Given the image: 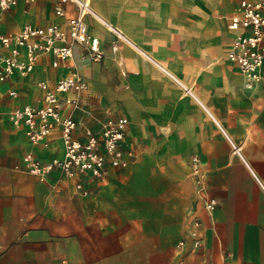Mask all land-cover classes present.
Wrapping results in <instances>:
<instances>
[{
    "label": "crops",
    "instance_id": "0c3cea01",
    "mask_svg": "<svg viewBox=\"0 0 264 264\" xmlns=\"http://www.w3.org/2000/svg\"><path fill=\"white\" fill-rule=\"evenodd\" d=\"M88 2L84 21L102 58L74 45L54 67L43 54L29 74L0 81V103L4 112L38 106L36 81L76 72L88 87L61 113L92 129L126 117L133 156L102 181L82 179L84 191L58 170L41 178L23 156L61 155L59 128L47 146L32 144L4 113L0 264H264V63L252 82L227 58L239 0ZM62 6L57 16L52 0H16L0 9L2 31L65 26L77 9ZM109 25L122 35L115 51Z\"/></svg>",
    "mask_w": 264,
    "mask_h": 264
},
{
    "label": "built area",
    "instance_id": "2783aa9c",
    "mask_svg": "<svg viewBox=\"0 0 264 264\" xmlns=\"http://www.w3.org/2000/svg\"><path fill=\"white\" fill-rule=\"evenodd\" d=\"M52 1L57 16L65 14L62 3L71 2L76 6L77 12L66 16L65 26L60 23L43 26L25 23L16 32L6 33L1 28L0 13V49L6 51L0 55V81L10 78L14 72L20 76L29 74L43 54H50L53 57L51 65L57 67L72 56L74 45L81 47L83 54L92 60L102 58L99 40L89 32L84 21V16L92 13L88 0ZM14 4L16 0H0V9ZM108 28L115 37L111 45L115 51L122 35L118 29L110 25ZM228 28L234 31V35L227 58L237 65L248 81H259L263 77L264 63V0H239L237 13L230 18ZM36 86L42 92L38 106L24 103L4 112L0 103V118L6 113L13 125L23 126L32 144L47 146L50 133L59 128L62 154L41 161L27 152L23 162L28 171L45 178L51 171L58 170L65 177L76 178L75 187L84 191L82 179L102 181L109 168L126 167L134 153L126 139V117H107L92 129L78 122L70 112L61 113L64 106L76 107L79 95L88 87L80 74L72 72L54 81L38 80ZM8 95L15 98L18 92L9 89ZM215 204L213 197L205 201L208 209ZM198 243V240L194 241V244Z\"/></svg>",
    "mask_w": 264,
    "mask_h": 264
}]
</instances>
